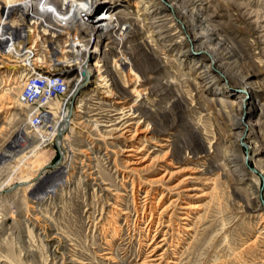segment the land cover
Segmentation results:
<instances>
[{
	"label": "rangeland",
	"instance_id": "1",
	"mask_svg": "<svg viewBox=\"0 0 264 264\" xmlns=\"http://www.w3.org/2000/svg\"><path fill=\"white\" fill-rule=\"evenodd\" d=\"M109 1L134 28L125 54L137 73L123 71L109 44L100 64L116 78L113 97L85 87L59 145L32 152L39 139L0 63V264H264V0H161L164 28L145 12L151 0ZM131 123L142 132L132 141L107 132ZM131 144L146 160L136 168Z\"/></svg>",
	"mask_w": 264,
	"mask_h": 264
},
{
	"label": "bare ground",
	"instance_id": "2",
	"mask_svg": "<svg viewBox=\"0 0 264 264\" xmlns=\"http://www.w3.org/2000/svg\"><path fill=\"white\" fill-rule=\"evenodd\" d=\"M204 1L205 0H193L192 3L202 7ZM163 2L161 0H151L149 3H145V5H148V7L145 8V12H150V15L154 17L153 20H157V24L156 21L153 24L158 26V28H164L166 24V16H162L164 15V13L160 16H158V14H155L157 8L164 7ZM168 2L170 3L171 7L176 8L177 0H168ZM112 3L115 4L113 1L109 0H0V19H6V14H8V12L20 14L15 17V22L13 23V31L18 32L19 45H23L25 43L26 47H32L33 63L36 66H42V71H46H31V78L33 76H37V82L55 81L57 83H63V89L56 97V105L57 108H65L72 99L71 117H74V107L76 111L79 112L80 102L84 93V89L91 84H96L95 90L108 95L107 97H113L114 91L112 89V84L113 82H115L116 78L110 79V77L107 76L104 71H101L102 68L100 64L102 59L106 58L105 51L107 50L109 44H114L116 46L115 50L117 51V53L123 56L121 57L120 61V65L123 71L126 74L130 72L137 73L133 68V61L130 58L127 59L125 54L127 53L125 52V41L133 32L134 28L131 24L121 23V17H119L120 12H116L114 10ZM184 6L185 5L182 4L181 7ZM186 7L187 6L184 7V10L188 12ZM98 11H100V13H98ZM113 17H116V19H113V22H111L110 19H112ZM37 28L42 29L43 36H45V38L47 39H50L49 37L51 36H54V38L52 39H55L57 38V35H63L64 31H67L69 29H76L75 34H77V36L75 35V46L77 48H69V51L66 52V55H62L59 46H51V53L54 56V62L43 61L42 56H50V47L42 48L40 43H35ZM213 36L214 34L211 32L209 37ZM206 41H203L201 43L200 36H194L191 43L194 47L197 46V48H199L201 51H204L205 53L207 52L212 56L211 63L213 66L216 65V63L219 64L220 61L216 53L208 47H205L208 43V40ZM52 49H55L56 51L52 52ZM186 57H188L190 62L194 64L200 65L201 63L200 58H198L199 55H197V53L189 51ZM55 61H57V63H55ZM0 63L5 64L2 57L0 59ZM59 65L61 67H59ZM219 69L224 70V68L220 65ZM220 70H218L219 73L222 74L224 72L223 74L226 75L225 71L221 70V72ZM70 72H75L72 75V78ZM82 73L86 74L85 82L80 87H78V85L82 81ZM203 74L204 77L208 78L209 71H203ZM10 75V78L15 79H9L11 88L15 90L20 89L21 92V87L18 79L23 78V71L18 69H11ZM242 79L246 81V78ZM247 86H251V84L247 83ZM77 91H79L78 94H75ZM141 92L143 91L138 92L137 89L132 90L133 94L142 96ZM3 98L4 97L0 99ZM17 102L18 104H20V106L24 107L19 101ZM246 102L247 100L245 99L239 100V104L242 106V108L245 107ZM39 104L47 105L48 96H41L39 99ZM124 104L125 102H118V105ZM123 110H126V108H123ZM126 113L128 112H122L120 113V115H125ZM136 117L138 116H135L134 114V118ZM244 120L245 119L243 117L238 116L234 119L231 126L232 143L235 144L237 148H240L241 142L242 140H244V129L246 127ZM75 121V119H72L71 124H69V133L74 130V126L76 124ZM133 124L134 123H131L127 126L125 125L119 129L108 130L107 132L109 134L115 135L118 139L129 138L131 139L130 141H132L134 137H139V133H142L140 132L139 127L141 124H135L137 126H134L135 129L133 127ZM28 128L29 132L39 139L38 135L30 130L29 125ZM62 135L63 134H59V136ZM43 139H45V137H43ZM38 142H40V139L38 140ZM41 145L42 143H40V145L37 144L36 146H34L32 148V152L35 153L38 150L39 146L40 148L43 147ZM142 152L143 149L134 144L128 146L125 153H129L127 156L128 158H135V160H128L127 164L132 168H136L142 165V163L146 161L145 159H142V157H139ZM63 168L64 167H61L60 173ZM169 175H171L170 172L165 169L164 176L157 180H154L153 182L162 183ZM163 197L164 195L160 196L157 206H159L160 202L163 201ZM175 202L178 201L175 200L170 204H174ZM167 208L168 206L164 211H166ZM183 209H192V206L190 204H187V206L183 207ZM187 215H189V213ZM185 218L184 220H186ZM161 247L162 246H156L152 250V252L156 253L157 250ZM152 252L151 254H153Z\"/></svg>",
	"mask_w": 264,
	"mask_h": 264
},
{
	"label": "built area",
	"instance_id": "3",
	"mask_svg": "<svg viewBox=\"0 0 264 264\" xmlns=\"http://www.w3.org/2000/svg\"><path fill=\"white\" fill-rule=\"evenodd\" d=\"M44 6V5H42ZM20 14L8 12L6 19H0V56L5 62V68L18 69L23 71V78L18 80L21 87L19 94V102L27 110V116L30 121V130L38 135L41 146L49 147L59 145V134H63L64 139L68 135V126L71 124V107L72 99L65 108H57L56 97L63 89V83L53 82H37L31 78V71H42V66H36L32 59V47L19 45L18 32L13 31V23L15 17ZM113 17L111 22H113ZM75 30L69 29L64 31L63 35H57L55 39H47L43 36L42 29L37 28L35 43H40L43 47H50V56H42L43 61L54 62V56L51 53V46H59L62 55H66L69 48H77L75 46ZM121 55H117L118 64L121 61ZM55 73V72H53ZM71 78L75 72H70ZM85 82V76L82 73V81L78 85L80 87ZM48 96V104L40 105L39 97ZM45 137V139H43ZM60 149V148H59ZM61 158H62V152ZM60 163L53 168L57 170ZM55 172V171H53Z\"/></svg>",
	"mask_w": 264,
	"mask_h": 264
},
{
	"label": "water",
	"instance_id": "4",
	"mask_svg": "<svg viewBox=\"0 0 264 264\" xmlns=\"http://www.w3.org/2000/svg\"><path fill=\"white\" fill-rule=\"evenodd\" d=\"M83 75H84V76H86V74H85V73H84ZM78 92H79V91H77L75 94H78Z\"/></svg>",
	"mask_w": 264,
	"mask_h": 264
}]
</instances>
